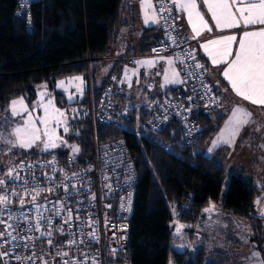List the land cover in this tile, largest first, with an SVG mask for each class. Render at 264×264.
Returning <instances> with one entry per match:
<instances>
[{"label":"trees","instance_id":"trees-1","mask_svg":"<svg viewBox=\"0 0 264 264\" xmlns=\"http://www.w3.org/2000/svg\"><path fill=\"white\" fill-rule=\"evenodd\" d=\"M124 2L38 0L31 4L27 15H22L18 12L17 0H0V116L17 97L25 96L30 102L35 100V85L39 83L46 82L54 88L59 78L76 75H81L85 81L88 54H112L117 32L125 24ZM144 31L149 40L145 47L147 52L162 36L158 27ZM99 63L93 62L97 90L104 85L97 78ZM115 70L114 67L111 73ZM86 98L85 84L83 95L71 101L82 102ZM56 99L66 110L70 100L64 99V94L58 90ZM144 108L134 110V123L151 115ZM195 116L203 130L194 154L184 146V128L176 119L156 133V142L120 129L98 128L101 140L126 139L139 175L130 219L127 263L169 264L170 260L174 264L206 263V246H201L194 254L188 249L178 250L173 245L170 226L173 221L191 224L187 228L191 232L199 223L204 208L219 200L226 178L223 148L218 149L217 158L206 153V145L224 121L225 113L219 112L218 108L199 110ZM158 141L183 151V157L169 153ZM79 148L82 157L91 153L88 133ZM56 151L61 156L71 152ZM261 194L263 196L256 207L255 201ZM222 210L248 221V237L264 257V178L257 183L250 170L236 169L227 183ZM235 263L233 256L227 253L213 254L207 262Z\"/></svg>","mask_w":264,"mask_h":264},{"label":"built area","instance_id":"built-area-1","mask_svg":"<svg viewBox=\"0 0 264 264\" xmlns=\"http://www.w3.org/2000/svg\"><path fill=\"white\" fill-rule=\"evenodd\" d=\"M36 1L38 0H17L18 12L27 15L31 4ZM154 1L158 6V0ZM166 3L172 15L169 16L166 12L160 19L163 28L162 38L145 54L155 57L171 54L180 58L179 63L182 59L184 63L180 64L185 76V85L166 98L157 102L150 99L143 106L137 107L131 100L117 93L114 85L116 73L109 74L103 81V87L96 89L93 62L113 58L126 60L132 64L140 54L128 53L118 56L88 54L85 58L88 64L85 77L87 98L82 102L70 101L65 114L68 116L69 133L78 148L86 134L90 135L91 153L82 157L80 148L78 153L70 152L64 156L57 151L45 154L24 153L8 166H0V177H4L9 168H16L20 177L15 181L8 178L5 185L0 186V195H6L10 201L7 209L0 211V220L12 225L11 228H6L5 224H0V231L12 232L17 238L0 248V251L12 253L7 258L8 264H43L44 261H47V264H62L63 259L82 260L83 254L89 257L87 264H93L92 258H95L96 264L127 263L130 219L134 212L139 175L126 139L117 137L101 140L99 127L107 126L132 132L156 142V133L171 120L176 119L184 128V146L192 154L196 153V144L203 126L195 113L199 110H217L221 104L220 95L209 83L207 72L204 73L202 80L199 78L202 70L195 69L194 64L197 61L203 63L198 58L195 42L187 39L182 33L178 19H175L176 31H172L173 19L178 17V14L169 0H166ZM169 32L183 42L173 44L169 39ZM153 49L160 51L154 52ZM189 50H195V61L188 59ZM188 73L193 75L189 76ZM205 84L211 87L210 92H206L203 86ZM214 99L217 103L213 102ZM143 107L151 115L142 122L134 123V110L139 111ZM158 142L169 153L183 157V151H178L174 146L164 142ZM53 160L54 164L48 163ZM20 164H23V167H16ZM65 184L68 185L67 191L63 187ZM37 185L45 191L37 196L35 204L43 205L40 214L51 219L50 228L47 223L41 221V230L52 231V245L48 244L46 237L35 239L40 236L34 228L38 213L31 202L30 190ZM25 188L29 189L28 195H24ZM48 188L53 190L49 192ZM13 191L23 196L25 200L23 206L20 205V197L13 195ZM3 207L0 205V208ZM68 209H71L72 214L70 225L64 222L68 218ZM9 215L12 217L11 220ZM60 228L64 229L63 234L58 231ZM90 233H94L95 238ZM8 239L10 238L7 236L2 237L0 243ZM72 239L77 243L69 246L67 242ZM58 251L68 252L69 255L61 257L57 255ZM16 255L22 258L32 256L33 259L17 261L14 258ZM0 264H4L2 259Z\"/></svg>","mask_w":264,"mask_h":264},{"label":"snow or ice","instance_id":"snow-or-ice-1","mask_svg":"<svg viewBox=\"0 0 264 264\" xmlns=\"http://www.w3.org/2000/svg\"><path fill=\"white\" fill-rule=\"evenodd\" d=\"M171 5L180 13L186 16L187 24L191 29V35L187 36V39L196 40L202 35L207 33H212L213 28L218 32L228 34H222L215 36L214 38L207 39L204 43L200 44V48L203 49L204 53L210 59L211 64L219 68L223 65L222 76L231 86V89L235 94L245 101H249L253 105L264 106V0H169ZM210 17L212 24L209 23V19L206 18L205 11ZM141 10L144 14V23L147 25L149 22L158 23L159 19H162L164 14L167 12L169 16L172 15L171 11L167 7L166 0H158V6L153 4V0H141ZM175 17L173 19V24L171 26L172 31H176ZM165 25H167V20H165ZM233 30H240L239 32ZM169 39L172 40L173 44L182 43L183 41L178 40L176 36H172L171 32L168 33ZM235 46V47H234ZM154 52L160 51L159 49H153ZM188 59L196 60L195 50H189L187 54ZM160 59H166L169 68L165 69L164 77L165 83H183L179 79V72L172 67L174 60L172 57H160ZM177 59H180L177 57ZM157 61L155 60H143L136 61V63L141 65H147L152 67ZM180 63L183 64L184 61L181 59ZM195 69H201L200 79H203L204 73L208 72V69L198 61L194 64ZM127 73V70H126ZM171 73V77L170 74ZM189 76L193 73H188ZM72 81H79L76 85L77 92H82V77H72L69 78V83ZM218 83V82H217ZM60 87H64V81L59 82ZM206 92L211 91L209 85H203ZM42 87H46L42 86ZM48 97L47 99H45ZM72 96L69 95L68 99L72 100ZM191 99V97H189ZM214 103L217 101L214 99ZM36 108L43 109L42 116H34ZM11 116L22 117V123L18 124L12 130V136L14 139H7L0 135V144L9 145V151L12 148H22L28 149L37 145L38 142L43 144L44 150L49 148L58 147L57 141L63 144H67L61 136L57 133V128L63 125V131L65 133L69 132L67 127V121L65 112L56 106L54 98H51L48 93L40 92L39 100L33 103L32 110L30 111L28 105L25 103L24 97L18 99H13L9 103V108ZM252 122V113L240 105H235L232 108V115L229 117L225 128L221 131L217 140L213 141V147L217 146L218 143L223 142L227 144H233L235 138L239 135L241 129ZM55 124V127L52 125ZM42 125V127L38 126ZM73 154L79 152L78 146L72 145ZM264 147V145H262ZM212 151V149H209ZM49 164H54L55 160L48 162ZM16 167H23L20 164ZM15 173V175H14ZM47 175V174H45ZM73 175H76L73 173ZM11 178L13 181L18 180L19 174L16 172V168H9L8 172L4 177H0V186H4L6 179ZM51 179V178H49ZM68 179V177H65ZM27 181H25V184ZM67 191L68 185H63ZM53 189L48 188L47 191L51 192ZM32 199L31 202L34 204L37 210L36 224L34 225L35 231L40 233L39 237L35 239H40L41 237H46L49 245L53 244L52 231H42L41 221L47 223L49 228L51 227V219L44 217L40 214V209L44 207L43 205H36L35 201L37 196L45 189L40 188L38 185L33 187L31 190ZM29 194V189H24V195ZM13 195L20 197V205L25 204V200L20 193L13 191ZM10 203L6 195H0V211L7 209ZM63 205H61V208ZM214 207V206H213ZM211 209H205V211H210ZM59 214V213H57ZM72 218L71 209H68V218L64 221L65 224L70 225ZM79 217H77L78 219ZM12 217L9 215V220ZM27 219V217H25ZM0 224H5L6 228H11L12 225L6 223L4 220H0ZM182 227V226H180ZM31 231L32 228L30 227ZM59 232L63 234L64 229H58ZM180 228H177V234H179ZM93 238H95L94 233H90ZM9 237L10 239L0 243V248H3L5 244L11 243V241L16 240V236L12 232L0 231V238ZM68 245L76 244V240H69ZM83 243V241H80ZM28 247V245H24ZM12 255V253L7 251H0V259L4 261V264H8L7 258ZM33 255H35L33 253ZM57 255L61 257H67L68 252L58 251ZM253 255H258L253 253ZM17 261L20 260H32V256L20 257L16 255L14 257ZM42 259V257L40 258ZM89 257L87 254H83V259H63L62 264H87ZM93 264H96L95 258H92ZM43 264H47L44 261Z\"/></svg>","mask_w":264,"mask_h":264},{"label":"crops","instance_id":"crops-1","mask_svg":"<svg viewBox=\"0 0 264 264\" xmlns=\"http://www.w3.org/2000/svg\"><path fill=\"white\" fill-rule=\"evenodd\" d=\"M153 4L156 5L154 0ZM202 11H205L206 13V9L202 8ZM177 14L179 17L178 23L180 30L186 37L190 36L191 29L187 24L186 16L178 11ZM206 18L209 19V23L212 24V21L207 13ZM123 21L125 24L122 25L117 32L111 56L124 55L128 53L140 55L134 59L132 64H129L126 60L120 61L113 58L109 59L108 61L113 62L109 66L110 71L108 73H102L99 71V75H97L98 80L103 82L115 67L116 70L114 73H116L117 79L114 85L117 93L126 99L131 100L137 107L143 106L146 101L150 99L159 100L161 98H166L176 89L183 87L185 85V76L182 66L176 56L170 54L155 57L145 54V47L149 40L147 41V35L144 30L150 27H158L160 29V32H158L160 36H162L163 29L161 20L159 19L158 23L149 22V24L146 25L144 23V14L141 10V0H125L123 7ZM233 31L239 32L240 30ZM222 34L228 33H221L213 28L212 33L205 32L202 37L193 40L197 49L198 58L208 69V81L213 89L220 95L221 104L219 112L225 113L224 121L220 125L221 128L219 127L217 133L220 135L221 131L225 128L229 117L232 115V108L235 105L247 108L248 111L252 113V122L245 125L241 129L233 144L222 142L220 147L223 148L226 158L230 155V158H233L237 161V163H239V165L235 167L236 169L245 168L250 170L254 174V177L261 176L258 174L264 173V147H262V145H264V106L253 105L249 101H245L238 97L231 89L228 81L225 80L221 74L223 65L219 66V68L214 67L211 64L210 59L204 53L203 49L200 48V44L204 43L207 39H211ZM160 57L173 58L174 63L172 67L179 72V79L182 80L183 83H165L164 71L169 68V65L166 59H160ZM143 60H155L157 62L152 67L136 63V61ZM118 71L121 73L117 74ZM169 75L171 77V73ZM259 180H256L257 183ZM221 213L222 212H220L219 209H216V213L214 214ZM234 227L237 228L236 224ZM247 230L249 232V223ZM236 237L240 238L241 235L236 233ZM235 243V246L232 245L230 253H227L233 256L234 260H236L235 264H264V257L251 241L250 243L253 246L250 247V250L247 249L246 245H244L242 241L241 243ZM253 253H257L258 255H253Z\"/></svg>","mask_w":264,"mask_h":264},{"label":"rangeland","instance_id":"rangeland-1","mask_svg":"<svg viewBox=\"0 0 264 264\" xmlns=\"http://www.w3.org/2000/svg\"><path fill=\"white\" fill-rule=\"evenodd\" d=\"M99 62L100 63L98 64L97 75H99V71L102 73H108L110 71L109 66L113 62L108 61V60L106 61L102 60ZM120 73H121L120 71L117 72V74H120ZM72 77H82V76L76 75V76H66V77L59 78L54 88H50L49 84H47L46 82H42V83L35 85V90H36L37 95H36L35 100H33L32 102L28 101L25 98V96H20V97H24L25 103L28 105V108L31 111L33 107V103L39 100V93L43 91V92L48 93L51 98H54L56 106L65 112L64 106L57 102L56 91L58 90L62 92L64 94V99L69 101L68 99L69 95L73 97L72 100L78 99L82 95L85 89V81H84V78L82 77L83 79V83L81 85L82 92H77L76 85L80 82L72 81V83L70 84L69 78H72ZM60 81H64V87L59 86ZM45 85L46 87H42ZM20 97H17L15 99H18ZM47 98L48 97H46L45 99ZM0 108H1V105H0ZM8 108H9V105L7 107V112L0 116V135H2L3 137L7 139H14V137L12 136V130L18 124L22 123V117L11 116ZM43 114L44 113H43L42 108H36L34 112V116H42ZM38 126L42 127V125H38ZM52 126L55 127V124H53ZM67 127L69 128V132H70V127L68 124H67ZM69 132L65 133L63 131V125L57 128L58 135L61 136L64 141H67V144H63L60 141H57L58 147L49 148L47 150H44L43 144L39 142L37 145L33 146L32 148H28V149L12 148L11 151L8 150L10 147L9 145L0 144V166H8L12 161L17 159L24 153L45 154V153L53 152L56 150H70L72 152V148L70 146L72 145L78 146V145L76 141L72 138ZM218 136L219 135L216 132L214 136L212 137V139L206 145V153L212 158H217L218 149L220 148V145H222V142H220L217 144V146L213 147V141L217 140ZM209 149H212V151H209ZM229 158H230V155L227 156L226 158L225 153H224V159H226L225 161L227 163V170H226L225 182L222 187V192H221L219 200L212 202L210 206H207L204 208L199 223L193 227L192 231L190 232L187 229L192 226L191 224H185V223L181 224L178 221H173L170 224L173 230V234H172L173 239H174L173 245L178 250L182 251V250L188 249L192 254H194L196 253L198 249H200L201 246L203 245L206 246L207 260H206V263L204 264H207L209 257H211L213 254L229 253L231 251L232 245L235 246L236 244L235 242L241 243L242 241L244 245H246L248 250H250V247L253 246L250 243V240L247 236V232H248L247 220L240 218V217H236L230 213H225L222 210L223 200L226 195L227 183L229 181L231 174L236 170L235 167L239 165V163H237V161H235L233 158H230V159ZM258 175H261V176L255 177L256 180L264 178V173H261ZM205 209H211V210L205 211ZM216 209H219V211L222 212L223 214L222 213L214 214L216 213ZM174 214L176 213L174 212ZM235 224L237 228L234 227ZM178 227L180 228L179 234H177ZM236 233L241 235V237L237 238ZM169 264H174V262L170 260Z\"/></svg>","mask_w":264,"mask_h":264},{"label":"water","instance_id":"water-1","mask_svg":"<svg viewBox=\"0 0 264 264\" xmlns=\"http://www.w3.org/2000/svg\"><path fill=\"white\" fill-rule=\"evenodd\" d=\"M65 116H66V121H67V124H68V116H67V114H65ZM262 196H263V194H261V195L256 199V201H255V205H256V207H257L258 204L260 203ZM126 264H129V263H126Z\"/></svg>","mask_w":264,"mask_h":264}]
</instances>
